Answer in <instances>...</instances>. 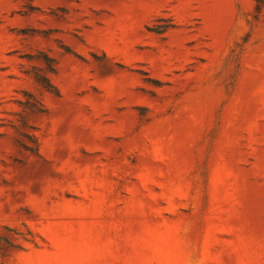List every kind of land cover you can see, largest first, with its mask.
<instances>
[{
  "label": "rangeland",
  "instance_id": "1",
  "mask_svg": "<svg viewBox=\"0 0 264 264\" xmlns=\"http://www.w3.org/2000/svg\"><path fill=\"white\" fill-rule=\"evenodd\" d=\"M0 264H264V5L0 0Z\"/></svg>",
  "mask_w": 264,
  "mask_h": 264
},
{
  "label": "trees",
  "instance_id": "2",
  "mask_svg": "<svg viewBox=\"0 0 264 264\" xmlns=\"http://www.w3.org/2000/svg\"><path fill=\"white\" fill-rule=\"evenodd\" d=\"M257 3V8L260 9L263 5H264V1L263 0H256ZM44 87H49V84L47 82L46 79H44L43 84Z\"/></svg>",
  "mask_w": 264,
  "mask_h": 264
}]
</instances>
